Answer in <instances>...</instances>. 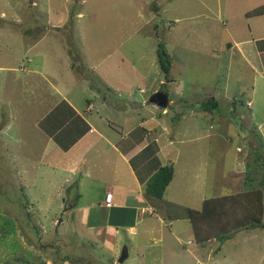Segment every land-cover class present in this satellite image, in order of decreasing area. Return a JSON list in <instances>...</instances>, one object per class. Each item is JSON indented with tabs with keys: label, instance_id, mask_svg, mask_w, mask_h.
I'll return each mask as SVG.
<instances>
[{
	"label": "rangeland",
	"instance_id": "rangeland-1",
	"mask_svg": "<svg viewBox=\"0 0 264 264\" xmlns=\"http://www.w3.org/2000/svg\"><path fill=\"white\" fill-rule=\"evenodd\" d=\"M263 5L264 0H0V264H119L124 247L130 256L123 264H264V240L247 243L242 236L221 251L226 241L213 223L201 221L194 232L202 243L215 238L209 249L196 252L197 262L190 253L197 251L195 240L183 233L177 241V225L170 230L168 221L157 222L153 231L140 226L137 235L122 233L113 251L103 236L87 234L77 217L64 213L72 203L63 191V209L48 214L58 190L39 166L44 139L34 128L49 123L47 114L62 102V93L86 112L95 102L89 88L102 95L95 109L104 99L115 109L135 104L139 114L121 118L130 119L128 129L142 115H162L157 121L174 134L172 148L179 152L178 178L167 193L174 202H161L172 225L182 220L175 203L198 210L215 195L260 188L253 147L263 139L247 104L254 76L227 45L240 36L243 15ZM160 41L172 61L169 77L158 62ZM165 91L169 106L147 109L154 105L151 96ZM263 108L264 102L256 108L262 121ZM74 114L58 117V127ZM236 213L228 220L229 237L238 233L231 231L241 216ZM146 243L151 248L142 256L135 246Z\"/></svg>",
	"mask_w": 264,
	"mask_h": 264
},
{
	"label": "crops",
	"instance_id": "crops-1",
	"mask_svg": "<svg viewBox=\"0 0 264 264\" xmlns=\"http://www.w3.org/2000/svg\"><path fill=\"white\" fill-rule=\"evenodd\" d=\"M247 14L243 15L244 26L240 36L230 42L227 47L239 54L254 76L251 85V99L247 104L251 109L252 118L257 121L255 122L257 131L264 140V121L258 120L256 110L258 105L264 102V14L257 16H248ZM76 89L81 88L77 87ZM83 93L85 92L81 89L82 97L85 95ZM87 94L94 97L95 102L102 97V95L93 92L91 88L88 89ZM70 100L68 94L62 93V102L47 114L48 119L50 114H55L62 119L64 117L62 109L67 108L69 114H71V110L74 111L76 115L73 116V122L63 123L66 124L63 130L59 129L63 124L58 127L53 122L51 124L50 119L46 125L38 124L40 128L34 127L37 131L39 130L44 139L39 166L46 167L43 174L44 178L46 176L48 178L47 184L55 187L56 191L58 190L46 212L49 214L53 211L54 215L63 209L62 204L65 200H63L64 196L60 195V192L63 191L69 198V204L72 203L68 208H64V213L70 214L72 219L77 217L75 219H77L78 225L85 228L87 234L103 236L105 245L113 251H116L119 236L122 233L137 235L140 226V231H143V227L147 231H153L152 227H157L158 223L165 225L166 221L169 222L170 230L174 225H177L172 231L177 241L178 236L183 233L195 240L189 212L190 210L201 211L203 204L200 205V209L195 210L196 208L189 202L175 203L174 207H178L175 209L180 213L182 220L177 217L178 219L173 225L171 220L166 219L171 218L172 214L168 213L165 204H161L162 201L174 202L167 200V193L172 188L171 184L178 178L177 160L179 158V152L172 148L176 143L174 134L172 132L169 134L170 130H166L165 126L157 121L161 120L162 115L158 117L157 114H154L156 118L142 115L140 120L131 129H128L124 124L129 123L130 119L121 118L123 115L137 112L134 108L135 104L133 107L130 105L131 102L130 104L127 102L126 106L118 107V105L115 109L105 105L106 99H104V103L98 104L97 109H95L94 102L89 105L86 112H81L73 101L70 103ZM255 103H257L256 108H254ZM129 106L133 107V110H129ZM150 108L159 109L155 105H147V109ZM142 109L147 110L145 104ZM164 111L166 114L168 113L167 110H163V115H166ZM116 116L120 119H115ZM53 126L56 129L52 132L59 135L57 138L59 140L47 131L48 127L52 129ZM138 130H142V132ZM166 136H170V140H167ZM219 138L223 139L220 136ZM217 151L215 155H220L219 150ZM169 163L175 166L176 171L174 170L173 180L166 189L164 197L158 199L148 196L146 194L147 181L159 168ZM222 181L224 183L225 176ZM223 188L222 190L225 189ZM110 193L113 194V198L111 205L107 206L106 196ZM224 196H232V194L215 195L212 199ZM56 202H60V204ZM50 205H58V208L52 210ZM184 211L186 214H183ZM165 213H168L167 216ZM179 221L182 223L179 224ZM235 231L238 233L226 240L224 245H220V249H225L227 242L238 241L237 239L242 236L247 243L257 239L264 240V229L259 227H246ZM213 239L215 240V238ZM213 239L207 240L212 242ZM195 242L197 251L191 250L190 253L198 262L197 253L209 249L211 243H202L198 240ZM262 244L264 248V242ZM149 248H151L149 243L139 247L135 246L138 254L142 256L144 250Z\"/></svg>",
	"mask_w": 264,
	"mask_h": 264
},
{
	"label": "trees",
	"instance_id": "trees-1",
	"mask_svg": "<svg viewBox=\"0 0 264 264\" xmlns=\"http://www.w3.org/2000/svg\"><path fill=\"white\" fill-rule=\"evenodd\" d=\"M76 9L74 7L71 8L70 17L73 20L75 18ZM264 14V5L249 12L248 16H257ZM72 22L70 21V24ZM157 57L160 68L164 73L165 77H169L171 73L172 61L169 54L166 51V47L163 41L158 43L157 48ZM164 93H167L166 91ZM150 102V101H149ZM63 116H66V113L69 112L67 108L62 109ZM71 113H74L71 110ZM61 115V114H60ZM51 124L53 122L56 124L59 119L57 115L51 114L50 116ZM52 119V120H51ZM63 124L59 129L63 130L66 126ZM58 129V128H57ZM54 138H58L59 135H55L51 131ZM59 140V139H57ZM259 145V144H257ZM256 144L253 147V152L257 158V164L259 168L262 170L261 172V181L260 188L252 190L250 192H246L237 196H224L221 198L206 200L203 204V208L201 211H192L189 212V217L195 232V235L198 234L199 226L201 221L206 224H216L221 230L220 241L223 243L226 241L225 239H229L228 220L235 217L238 214L236 211L240 209V217L235 226L231 229V231L239 230L246 227H261L264 229V160L263 155L264 152L262 148L264 147V141L260 142V145ZM263 146V147H261ZM174 177V166L172 163L166 164L159 168L147 181L146 183V194L150 197L162 199L165 195L166 189L172 182ZM230 228V227H229Z\"/></svg>",
	"mask_w": 264,
	"mask_h": 264
},
{
	"label": "water",
	"instance_id": "water-1",
	"mask_svg": "<svg viewBox=\"0 0 264 264\" xmlns=\"http://www.w3.org/2000/svg\"><path fill=\"white\" fill-rule=\"evenodd\" d=\"M149 101L150 103L156 105L159 108L166 109L169 106L168 94L164 92H156L151 96ZM128 256H129L128 248L124 247L118 259V263L123 264L128 259Z\"/></svg>",
	"mask_w": 264,
	"mask_h": 264
},
{
	"label": "built area",
	"instance_id": "built-area-1",
	"mask_svg": "<svg viewBox=\"0 0 264 264\" xmlns=\"http://www.w3.org/2000/svg\"><path fill=\"white\" fill-rule=\"evenodd\" d=\"M112 198H113V194H111V193L107 194V196H106V205L107 206L111 205Z\"/></svg>",
	"mask_w": 264,
	"mask_h": 264
}]
</instances>
